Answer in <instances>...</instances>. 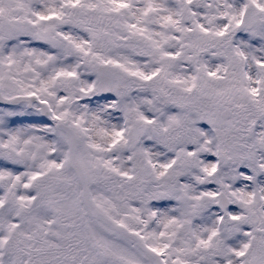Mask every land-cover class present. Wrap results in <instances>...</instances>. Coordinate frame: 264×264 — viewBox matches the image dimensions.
I'll return each mask as SVG.
<instances>
[{
  "label": "snow or ice",
  "instance_id": "6c2138e0",
  "mask_svg": "<svg viewBox=\"0 0 264 264\" xmlns=\"http://www.w3.org/2000/svg\"><path fill=\"white\" fill-rule=\"evenodd\" d=\"M0 264H264V0H0Z\"/></svg>",
  "mask_w": 264,
  "mask_h": 264
}]
</instances>
